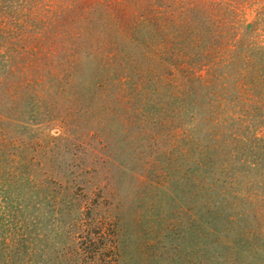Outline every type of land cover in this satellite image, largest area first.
Returning a JSON list of instances; mask_svg holds the SVG:
<instances>
[{
	"label": "rangeland",
	"instance_id": "374dc122",
	"mask_svg": "<svg viewBox=\"0 0 264 264\" xmlns=\"http://www.w3.org/2000/svg\"><path fill=\"white\" fill-rule=\"evenodd\" d=\"M0 264H264V0H0Z\"/></svg>",
	"mask_w": 264,
	"mask_h": 264
}]
</instances>
